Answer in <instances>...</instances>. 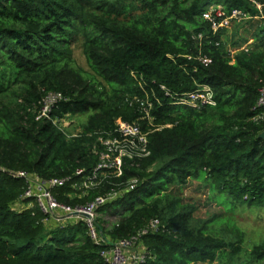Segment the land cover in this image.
<instances>
[{
	"label": "trees",
	"instance_id": "1",
	"mask_svg": "<svg viewBox=\"0 0 264 264\" xmlns=\"http://www.w3.org/2000/svg\"><path fill=\"white\" fill-rule=\"evenodd\" d=\"M219 5L224 16L204 18ZM233 11L263 18L264 0H0V264H107L102 253L155 220L145 264H235L243 253L264 262V243L247 252V234L225 217L264 208V120L253 111L264 19L232 58L220 25ZM204 85L215 106L177 104ZM53 94L61 100L41 117ZM78 117L76 134L54 123ZM120 124L138 126L147 144L119 172L106 143L124 144ZM19 173L74 183L96 174L83 196L71 185L51 194L72 209L122 194L97 213L124 214L108 229L96 213V244L84 220L61 225L35 199L20 204L28 184ZM191 183L223 208L208 222L184 197Z\"/></svg>",
	"mask_w": 264,
	"mask_h": 264
},
{
	"label": "built area",
	"instance_id": "2",
	"mask_svg": "<svg viewBox=\"0 0 264 264\" xmlns=\"http://www.w3.org/2000/svg\"><path fill=\"white\" fill-rule=\"evenodd\" d=\"M217 8L218 7H215V9L212 11L210 9V11L204 15V18L212 21L213 15H215L216 17L224 16L225 14H220L221 11L217 12ZM257 8L261 9L262 6H258ZM237 14L243 15L241 12L233 11L230 16H235ZM60 100V95H49V97L45 100V106L42 110L41 117L48 118L52 106L54 109L55 105ZM177 104L188 105L195 109H201L205 106H215V101L210 88L207 85H204L198 92L184 95L181 98H178ZM253 111H255L256 113V116L254 117L255 121L264 120V88L260 90L259 99ZM54 123L59 125L57 121H55ZM120 132L125 137L124 144H122L120 141H108L106 143V145L111 146L110 151L118 152V156L115 158L114 165L117 167L119 172L122 165V157L126 156L132 158L134 155L146 153L147 144L146 137L142 135L138 126L120 124ZM137 142H139V145L137 144ZM76 175L81 176L82 171H77ZM17 177L25 179L28 184V189L24 197L21 198L20 204H22V202H24L25 200L35 199L42 212L50 216L57 223L66 221V219L63 217H67L68 215L75 212L87 214L91 217L90 219L81 216L73 218L84 220L88 227L89 235L96 242V244H100L103 242L104 238L100 237L95 223L97 210L117 201L122 196V194H113L107 198L98 197L91 204L77 209H72L70 207L59 204L56 201L55 197L51 194L52 189L54 190L55 188H61L66 185H71L70 188L73 191L80 193L82 192L83 196L89 189L95 186V183L98 180V176L96 174L90 178L83 180L81 183L71 182L70 177L63 180L53 179L50 182L42 181L35 174L19 173L17 174ZM159 227L160 224L158 220L152 221L147 230L137 233L129 240L119 241L112 245V248L102 253V256L104 257L106 263L145 264L147 261V251L143 246V237L146 236L149 231L152 233H157Z\"/></svg>",
	"mask_w": 264,
	"mask_h": 264
},
{
	"label": "rangeland",
	"instance_id": "3",
	"mask_svg": "<svg viewBox=\"0 0 264 264\" xmlns=\"http://www.w3.org/2000/svg\"><path fill=\"white\" fill-rule=\"evenodd\" d=\"M262 6L258 3L257 7ZM211 11L215 9V6L210 7ZM261 8V9H262ZM221 11V15L224 14L223 8L219 5L217 8V12ZM263 18H255V20H251L244 15H235V16H227L223 22L221 23L222 28L225 31V38H227L229 42L228 52L232 58L238 52L248 50V47L253 43L252 36L256 30V26L261 22ZM248 41V42H246ZM75 59L79 66L87 69L86 61L80 50L75 51ZM84 118H72L65 120L59 124L61 129H68L71 134L77 133V127H80L82 122H84ZM198 184L191 183L188 188L184 190V197L189 198L192 204L195 205L196 210V219H199L201 222H208L211 218L223 210L221 206H219L216 202L210 200V196L206 194V192H200L197 190ZM226 208H230V206H226ZM103 213V212H102ZM97 216L101 217L100 215ZM124 214V210L118 208H111L104 211L103 218L105 228H110L116 223L120 217ZM225 217H232V220L247 234L246 246L245 249L250 251V249L261 243H264V208H249L243 207L239 208L234 213H225ZM65 218V216L63 217ZM66 221L61 223V225H65V223L75 220H80L76 218H65ZM53 223V222H52ZM60 225V224H56ZM235 264H264V262H254L250 258L249 253H243L238 256L235 260Z\"/></svg>",
	"mask_w": 264,
	"mask_h": 264
},
{
	"label": "water",
	"instance_id": "4",
	"mask_svg": "<svg viewBox=\"0 0 264 264\" xmlns=\"http://www.w3.org/2000/svg\"><path fill=\"white\" fill-rule=\"evenodd\" d=\"M260 138L262 139V140H264V132L260 135ZM84 217V218H87V219H90L91 217L89 216V215H87V214H84V213H78V212H75V213H73V214H70V215H68L67 217H65V218H73V217Z\"/></svg>",
	"mask_w": 264,
	"mask_h": 264
}]
</instances>
